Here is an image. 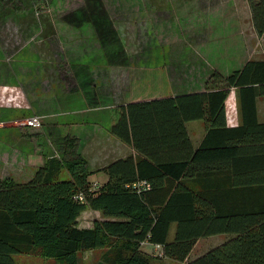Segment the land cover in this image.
Returning a JSON list of instances; mask_svg holds the SVG:
<instances>
[{
	"label": "trees",
	"instance_id": "16d2710c",
	"mask_svg": "<svg viewBox=\"0 0 264 264\" xmlns=\"http://www.w3.org/2000/svg\"><path fill=\"white\" fill-rule=\"evenodd\" d=\"M246 1L259 36L264 0ZM229 87L240 117L230 127L223 110ZM263 94L264 59L251 58L226 75L213 70L203 90L116 104L109 131L135 152L103 165L100 184L88 179L77 138L58 134L29 178L0 177V264L30 252L78 264V250L96 247L104 264H150L143 240L183 261L198 237L216 233L228 235L182 264H264V122L255 111ZM193 118L205 129L195 147L184 126ZM140 179L148 186L136 190L131 183ZM87 207L99 217L79 227Z\"/></svg>",
	"mask_w": 264,
	"mask_h": 264
},
{
	"label": "rangeland",
	"instance_id": "374dc122",
	"mask_svg": "<svg viewBox=\"0 0 264 264\" xmlns=\"http://www.w3.org/2000/svg\"><path fill=\"white\" fill-rule=\"evenodd\" d=\"M229 1L238 5L240 17L244 19L243 0H0L1 170L8 169L19 178L23 161L19 150L27 151L33 147L39 134L31 130L41 129L42 125L40 122L36 127L23 126L19 120L31 107L41 115L43 110L37 111L35 104L39 108L44 104L43 107L52 113L44 121L54 125L55 136L65 132L78 135L84 115L91 119L98 116L99 128L106 126L118 104L113 99H119L122 93L120 87L132 73L141 74L143 66L171 74L169 79L173 87L179 86L182 80L195 79L196 71L188 69L194 63L192 60L202 61L200 54L206 55L207 47L197 44L200 36L193 39L195 44L189 42L196 34L195 19L201 28L206 26L213 17L225 11ZM184 13L182 21L180 17ZM182 29V43L170 44L172 39L169 37ZM70 39L76 41L70 45ZM67 49L74 50L76 55L81 53L79 60L67 63ZM74 63L88 64L93 76L103 72L105 82L111 76V91L107 97L98 98L95 109L80 110L91 105L85 102L79 90L68 91L75 82L68 75L71 66L76 68ZM179 70L182 74H178ZM131 93V90L125 92L122 102L130 101L127 96ZM236 110L240 120L238 107ZM227 111L230 113L229 109ZM47 128L46 124L43 129L46 131ZM21 137L23 139H19ZM94 217H99V213L85 208L78 215L77 226H84ZM172 230L173 225L168 238H171ZM216 235L197 238L190 249V257L215 245ZM145 243L141 242L140 247ZM102 250L98 247L78 250V264H104L100 259ZM149 250L148 254L154 256L150 264L172 260L163 257L158 249ZM12 258L13 264H61L54 257L32 252L14 253Z\"/></svg>",
	"mask_w": 264,
	"mask_h": 264
},
{
	"label": "crops",
	"instance_id": "0c3cea01",
	"mask_svg": "<svg viewBox=\"0 0 264 264\" xmlns=\"http://www.w3.org/2000/svg\"><path fill=\"white\" fill-rule=\"evenodd\" d=\"M228 3L229 4L224 7L226 9L221 15L219 14L213 17L211 19V22H209L206 26L203 25L202 28L195 19L196 27H194V29H196V34H193L194 36L192 35L189 42L191 45L195 44V42H193V39L200 36L199 40H197V44L199 43L207 46L206 55L200 54V58L202 61L192 60L194 61V63L192 64L191 69H188V71H196L194 77H202V79L195 78L188 81L182 80V83L179 86L173 87V84H171V81L169 79V76L171 74L168 75L164 73V70L155 69L153 71L151 68L143 66V69H141V74H136L135 72L132 73L131 78H129L124 83L123 87H120L123 88L122 93L119 95V99H113L114 102L122 103V101L124 100V94L128 90H131L132 92L131 95L127 96V98H130V100L182 94L196 90H203V81L210 75L213 70H217L221 74L226 75L232 69L240 67L247 59H263L264 30L259 36L255 34L251 23L250 11L247 1L243 0V3L246 7V14L244 19H241L240 17V14L238 12V5L236 3H231V1H229ZM185 13L180 17L182 21L183 17L185 18ZM186 22L187 21L185 20L184 23L186 24ZM102 24H105V22L102 21ZM183 32L184 31L182 29L181 32H176L175 36L169 37L172 39V41H169L170 44L176 45L178 43H182L181 33ZM94 37L97 39L96 34H94ZM75 41V39H70L68 42H70V45H72ZM66 52L67 53L65 55L66 60H68L67 63L74 60H79V56L81 53L76 55L74 50L68 49ZM182 57L183 56H181L180 59ZM74 66H76V68H74L76 69L75 71H73V66H71L72 70H70V73L67 71L70 78L72 77L75 80V82L72 83L73 87H69L68 91H72L73 89L79 90L85 102L87 101V104L91 105L80 110L87 111L90 109H95L96 106L94 104H96L98 98H103L105 96L107 97V93L111 91V76L110 79L108 78L105 82L104 73L102 72L93 76V73L89 69L88 64L81 65V63H74ZM178 74H182L181 70L178 71ZM155 77H157L158 80L155 79ZM68 80L70 81V79H67L66 81L68 82ZM76 81L78 82L76 83ZM79 82H81V84H79ZM234 89V87H230V90L227 92V95L225 96V99L223 101L224 124L225 126L229 127L237 125L239 123L236 110L237 92H235ZM136 92L138 94H150L133 95V93ZM35 105L37 106V111L40 112L41 110H43L41 115L38 114L41 117L40 122L42 123V125L41 129L38 128L31 130V132L39 134L38 139L36 138L37 140L35 139L33 141V147L31 149H28L27 151L19 150V156L23 158L22 168L19 170V181L29 178L32 174L33 168L42 162L43 157L51 155L55 150L52 143V139H54L56 135V131L52 128L54 127V125L49 124L48 121H44V118L50 116L52 113L49 112L50 110L48 108L43 107L44 104H42V106L40 105L42 109L38 107V104ZM227 109L230 110V113H228ZM32 110L33 108L31 107L29 113L26 116L30 114H36ZM255 111L257 121L264 122V94L257 95L255 97ZM114 119L115 114L113 113L109 116L106 126L103 128H99V124L97 123V120H99L98 116H95L91 119L90 117H86L84 115L78 135H76L75 133L65 132L74 135L77 138V150L85 158L87 168L91 171L88 175V179L90 181H96L98 184L104 182L107 178L106 174L102 170H100L103 165H105L110 160L123 157L127 154H133L135 152L132 145L120 140L117 136L109 131V125L114 121ZM46 124L48 128L45 131L43 127ZM184 126L192 146L195 147L198 143H200L205 134L202 119H188L184 121ZM22 132H24V130ZM19 139H23V137ZM1 159L2 157H0V162L3 164V161ZM8 174V169H4L2 171L0 168V177ZM10 175L14 176L15 174L10 172ZM91 176L95 177L91 179ZM192 185L197 186L195 182H193ZM92 210L98 212V210ZM76 221H78V216L76 218ZM89 224L90 222H88L84 226H88ZM216 234L219 235H216V244L221 242L228 235L226 233ZM152 245V243L147 242L145 243V245L141 246L143 247L141 249L147 252L148 248H150V252L152 249H154V246ZM189 253L190 250L183 261L170 259V262H168V260H164L163 263L182 264L198 255L197 254L194 255V257H190Z\"/></svg>",
	"mask_w": 264,
	"mask_h": 264
},
{
	"label": "built area",
	"instance_id": "2783aa9c",
	"mask_svg": "<svg viewBox=\"0 0 264 264\" xmlns=\"http://www.w3.org/2000/svg\"><path fill=\"white\" fill-rule=\"evenodd\" d=\"M17 123V121H14ZM19 124L20 125H26V126H30V127H36L40 124V117L36 114H30L28 116H25L23 119L19 120ZM92 186H95V184H93ZM131 186L134 187L136 190H139L140 188H144L148 186V182L144 179H140L137 180L135 182L131 183ZM75 197L79 200H82V193L78 192ZM141 242H145V240L141 241ZM140 242V243H141ZM154 246V249H158L160 250V245L157 243H152Z\"/></svg>",
	"mask_w": 264,
	"mask_h": 264
}]
</instances>
